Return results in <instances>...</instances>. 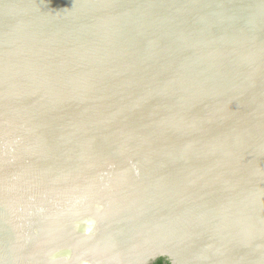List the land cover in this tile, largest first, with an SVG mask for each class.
<instances>
[{"label": "water", "instance_id": "95a60500", "mask_svg": "<svg viewBox=\"0 0 264 264\" xmlns=\"http://www.w3.org/2000/svg\"><path fill=\"white\" fill-rule=\"evenodd\" d=\"M264 264V0H0V264Z\"/></svg>", "mask_w": 264, "mask_h": 264}, {"label": "trees", "instance_id": "16d2710c", "mask_svg": "<svg viewBox=\"0 0 264 264\" xmlns=\"http://www.w3.org/2000/svg\"><path fill=\"white\" fill-rule=\"evenodd\" d=\"M149 264H169V261L164 257H158L155 260L151 261Z\"/></svg>", "mask_w": 264, "mask_h": 264}]
</instances>
